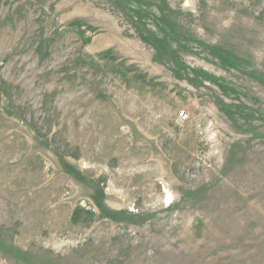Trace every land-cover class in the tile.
Segmentation results:
<instances>
[{"label":"rangeland","instance_id":"obj_1","mask_svg":"<svg viewBox=\"0 0 264 264\" xmlns=\"http://www.w3.org/2000/svg\"><path fill=\"white\" fill-rule=\"evenodd\" d=\"M0 264H264V0H0Z\"/></svg>","mask_w":264,"mask_h":264},{"label":"built area","instance_id":"obj_2","mask_svg":"<svg viewBox=\"0 0 264 264\" xmlns=\"http://www.w3.org/2000/svg\"><path fill=\"white\" fill-rule=\"evenodd\" d=\"M176 118L178 120V123H183L188 119V113L182 109L181 111L177 112Z\"/></svg>","mask_w":264,"mask_h":264}]
</instances>
